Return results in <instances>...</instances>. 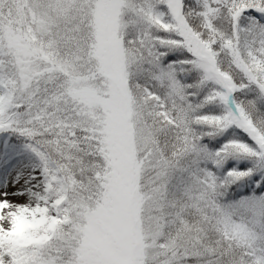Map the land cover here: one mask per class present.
Segmentation results:
<instances>
[{"label": "snow or ice", "instance_id": "snow-or-ice-1", "mask_svg": "<svg viewBox=\"0 0 264 264\" xmlns=\"http://www.w3.org/2000/svg\"><path fill=\"white\" fill-rule=\"evenodd\" d=\"M0 264H264V0H0Z\"/></svg>", "mask_w": 264, "mask_h": 264}]
</instances>
